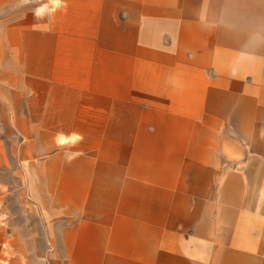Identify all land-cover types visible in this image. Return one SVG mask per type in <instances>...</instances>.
Listing matches in <instances>:
<instances>
[{
  "label": "crops",
  "instance_id": "1",
  "mask_svg": "<svg viewBox=\"0 0 264 264\" xmlns=\"http://www.w3.org/2000/svg\"><path fill=\"white\" fill-rule=\"evenodd\" d=\"M32 2L0 0V264H264V0Z\"/></svg>",
  "mask_w": 264,
  "mask_h": 264
},
{
  "label": "rangeland",
  "instance_id": "2",
  "mask_svg": "<svg viewBox=\"0 0 264 264\" xmlns=\"http://www.w3.org/2000/svg\"><path fill=\"white\" fill-rule=\"evenodd\" d=\"M50 1H53L54 7L58 6V5L56 4V0H38L37 3L32 2L31 4H32V5H36V6H42L43 4H46V3L50 2ZM55 4H56V5H55Z\"/></svg>",
  "mask_w": 264,
  "mask_h": 264
},
{
  "label": "clouds",
  "instance_id": "3",
  "mask_svg": "<svg viewBox=\"0 0 264 264\" xmlns=\"http://www.w3.org/2000/svg\"><path fill=\"white\" fill-rule=\"evenodd\" d=\"M64 3V0H56V4L59 6V5H62ZM80 139H83V137H79ZM57 141L58 143L60 142V139L59 137H57Z\"/></svg>",
  "mask_w": 264,
  "mask_h": 264
},
{
  "label": "snow or ice",
  "instance_id": "4",
  "mask_svg": "<svg viewBox=\"0 0 264 264\" xmlns=\"http://www.w3.org/2000/svg\"><path fill=\"white\" fill-rule=\"evenodd\" d=\"M61 142H63V139H61Z\"/></svg>",
  "mask_w": 264,
  "mask_h": 264
}]
</instances>
